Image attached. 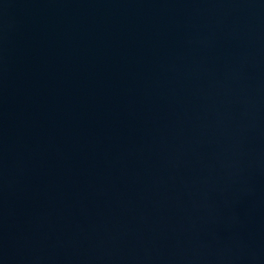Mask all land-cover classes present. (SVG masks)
I'll return each mask as SVG.
<instances>
[{
  "label": "water",
  "instance_id": "1",
  "mask_svg": "<svg viewBox=\"0 0 264 264\" xmlns=\"http://www.w3.org/2000/svg\"><path fill=\"white\" fill-rule=\"evenodd\" d=\"M0 264H264V0H0Z\"/></svg>",
  "mask_w": 264,
  "mask_h": 264
}]
</instances>
